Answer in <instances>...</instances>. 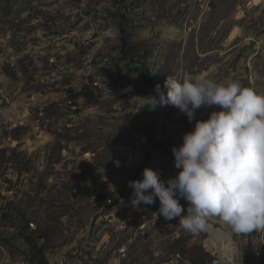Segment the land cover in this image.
Segmentation results:
<instances>
[{
    "label": "rangeland",
    "instance_id": "374dc122",
    "mask_svg": "<svg viewBox=\"0 0 264 264\" xmlns=\"http://www.w3.org/2000/svg\"><path fill=\"white\" fill-rule=\"evenodd\" d=\"M122 28L146 70L125 67ZM185 73L264 95V0H0V264H33L27 237L48 264H206L236 246L262 263L264 230L210 217L191 234L158 198L132 206L128 182L175 177L172 147L219 110L142 108Z\"/></svg>",
    "mask_w": 264,
    "mask_h": 264
},
{
    "label": "clouds",
    "instance_id": "9594fccd",
    "mask_svg": "<svg viewBox=\"0 0 264 264\" xmlns=\"http://www.w3.org/2000/svg\"><path fill=\"white\" fill-rule=\"evenodd\" d=\"M167 95L154 86L143 97L149 110L171 105L191 121L196 109L216 106L206 120H196L192 131L171 151L175 177L144 168L142 179L128 182L132 206L160 201L157 216L179 217V226L191 234L206 230L207 219L217 217L237 235L264 230V95L231 79L167 75ZM167 185V186H166ZM183 198L186 214L179 203ZM250 264V263H249Z\"/></svg>",
    "mask_w": 264,
    "mask_h": 264
},
{
    "label": "trees",
    "instance_id": "16d2710c",
    "mask_svg": "<svg viewBox=\"0 0 264 264\" xmlns=\"http://www.w3.org/2000/svg\"><path fill=\"white\" fill-rule=\"evenodd\" d=\"M121 16H122V18H124L125 15L121 14ZM124 20L128 21V19H124ZM120 40H121L123 57L125 59V62H124L125 67L132 72H135L139 69L140 70H142V69L146 70V64H147L146 58H147L148 52L146 53V51H143V53H144L143 63H138V65H135V64H137V62H135V60H133L132 47H131L130 42L128 41V37L124 33L123 28L121 29ZM27 239L29 240V242L32 243L31 250L33 251V256L30 257L31 258V259H29V260H31L30 262H33V264H48V261L44 255L43 249L40 246H38L35 242L33 243V241L29 237H27ZM37 258H38V260L35 261ZM244 259L247 263H250L248 256H245ZM262 259H263V261L260 264H264V255H263Z\"/></svg>",
    "mask_w": 264,
    "mask_h": 264
},
{
    "label": "built area",
    "instance_id": "2783aa9c",
    "mask_svg": "<svg viewBox=\"0 0 264 264\" xmlns=\"http://www.w3.org/2000/svg\"><path fill=\"white\" fill-rule=\"evenodd\" d=\"M166 174V171L164 172ZM222 255H213L206 264H249L245 261L242 251L225 248Z\"/></svg>",
    "mask_w": 264,
    "mask_h": 264
},
{
    "label": "crops",
    "instance_id": "0c3cea01",
    "mask_svg": "<svg viewBox=\"0 0 264 264\" xmlns=\"http://www.w3.org/2000/svg\"><path fill=\"white\" fill-rule=\"evenodd\" d=\"M243 249H244V247L242 246V250H241V251H242V253H243V255H244V251H243ZM245 251H246V250H245ZM250 264H251V263H250Z\"/></svg>",
    "mask_w": 264,
    "mask_h": 264
}]
</instances>
